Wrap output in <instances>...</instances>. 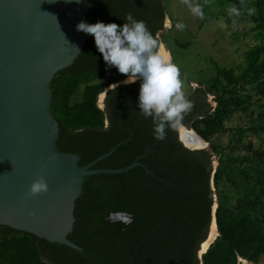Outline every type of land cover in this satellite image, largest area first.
<instances>
[{"label":"trees","instance_id":"obj_1","mask_svg":"<svg viewBox=\"0 0 264 264\" xmlns=\"http://www.w3.org/2000/svg\"><path fill=\"white\" fill-rule=\"evenodd\" d=\"M88 1L90 23L122 26L131 13L146 21L155 38L162 30L166 13L160 0ZM224 1L237 7L241 3ZM244 3L256 12L238 19L253 24L243 33L251 34L252 41L245 45L242 62L235 68L214 65L212 76L202 82L206 89L195 91L203 105L196 103L163 141L154 139L152 119L139 114V85L109 90L104 110L98 107V96L126 76L106 67L88 35L73 63L50 83L51 113L59 129L56 147L77 155L81 167L120 143L93 169H120L138 158L147 171L137 166L126 173L85 178L67 235L81 251L0 225V264H162L172 256L170 264L264 260V149H254L246 141L249 134H264V0ZM225 23L231 25L232 18ZM205 94L214 95L212 112ZM236 115L250 120L245 126H226ZM181 123H189L205 142L228 133L226 146L211 144L219 156L214 171L207 151H191L179 142ZM215 196L218 236L199 259ZM117 213L129 215L130 221H112L109 217Z\"/></svg>","mask_w":264,"mask_h":264},{"label":"water","instance_id":"obj_2","mask_svg":"<svg viewBox=\"0 0 264 264\" xmlns=\"http://www.w3.org/2000/svg\"><path fill=\"white\" fill-rule=\"evenodd\" d=\"M89 8L88 0H0V225L77 251L81 248L67 235L75 222V201L85 178L126 173L137 166L146 170L138 158L120 169H93L120 143L81 167L77 155L56 147L59 129L51 113L50 83L83 49L88 35L75 26L80 21L90 23ZM110 89L103 91V98ZM181 127L185 128L178 126V140L185 148H205L186 146ZM185 129L201 140L192 129ZM40 177L46 180L48 191L29 197L30 185ZM216 207L212 206L199 259L216 239L212 232ZM109 218L130 221L124 213ZM173 258L162 264H170Z\"/></svg>","mask_w":264,"mask_h":264},{"label":"clouds","instance_id":"obj_3","mask_svg":"<svg viewBox=\"0 0 264 264\" xmlns=\"http://www.w3.org/2000/svg\"><path fill=\"white\" fill-rule=\"evenodd\" d=\"M183 2L188 3V0H183ZM189 7L194 15L201 19L204 18L202 7L199 4H189ZM227 12L232 18L233 29H235L238 19L242 15L252 16L256 9L241 0L239 7L232 5L227 9ZM124 20L125 23L122 26L117 23L106 24L103 21L95 23L80 21L75 27L78 32L93 36L96 49L102 55L107 68L115 67L119 74L127 77L125 81L127 83L140 81L139 114L152 119L154 139L163 141L166 139L167 131L174 128L184 115L191 111L193 105L191 101L185 99L182 92L183 83L178 66L166 61L156 52L157 37L155 38L150 32L146 21L135 19L131 13H128ZM175 27L177 30L183 31L186 25L178 22ZM105 123L107 124V122ZM178 125H182V123ZM184 127L191 129L189 126ZM47 191L48 184L43 177H40L30 185L28 196H35ZM29 215L35 214L29 213Z\"/></svg>","mask_w":264,"mask_h":264},{"label":"rangeland","instance_id":"obj_4","mask_svg":"<svg viewBox=\"0 0 264 264\" xmlns=\"http://www.w3.org/2000/svg\"><path fill=\"white\" fill-rule=\"evenodd\" d=\"M160 1L163 2L166 15L163 19L162 30L156 35V40L158 41L156 52L159 54L162 52L167 58L166 61L178 66L181 72L183 83L182 92L185 99L191 101L192 105H195L203 98L202 96L200 98V95L195 93V91L198 88L202 90L206 89L202 82L204 80L207 81L212 76L214 65L235 68L237 64L242 62L243 53L246 50L245 45L252 41L251 34L244 37L243 33L249 32L253 24L246 18L238 21L235 29H233L232 24L227 25L225 23L226 18L229 17L227 9L231 4L224 0H188V3H184L183 0ZM189 4H199L202 7L204 18L201 19L194 15L190 10ZM178 22L186 25L183 31L176 29L175 25ZM180 44L185 45V48H182ZM126 80L127 77L124 80L112 84L109 88L113 89L121 84L140 85L139 80L135 83H127L125 82ZM204 100L209 106L210 112H212L216 106L214 95L205 94ZM103 101L104 98L101 94L98 96L97 104L102 109H104ZM199 115L202 114L199 113L190 118V120L198 118ZM249 120L250 118L248 116L236 115L226 126H245ZM178 126H189V123ZM261 137L264 139V134ZM260 138L249 134L246 141L251 142V146L254 149H264V144ZM227 140L228 133L215 137L205 144L201 142L199 148L205 147L203 150L210 154L213 171L216 169L219 156L213 154L210 148L211 144L226 146ZM184 144L186 145L185 142ZM195 149L198 148L196 147ZM241 152L244 153V151ZM213 191L215 190L213 189ZM214 205L217 206L216 196L214 197ZM216 237L217 230L215 228L214 238ZM238 264L251 263L240 260ZM259 264H264V260Z\"/></svg>","mask_w":264,"mask_h":264},{"label":"bare ground","instance_id":"obj_5","mask_svg":"<svg viewBox=\"0 0 264 264\" xmlns=\"http://www.w3.org/2000/svg\"><path fill=\"white\" fill-rule=\"evenodd\" d=\"M160 55L162 56V58H164L165 60H167L165 54H162V52L160 53ZM191 133H187L185 128H180V137L181 140L184 141L186 143L187 146H189L190 148L194 147V148H199L201 146V140H199L198 138H195L193 135L191 137ZM203 143V142H202ZM213 225V224H212ZM212 232L214 234L215 232V227L212 226Z\"/></svg>","mask_w":264,"mask_h":264},{"label":"flooded vegetation","instance_id":"obj_6","mask_svg":"<svg viewBox=\"0 0 264 264\" xmlns=\"http://www.w3.org/2000/svg\"><path fill=\"white\" fill-rule=\"evenodd\" d=\"M122 85H123V84H122ZM200 104L203 105L202 102H201V103H198V106H199ZM193 106H194V105H193Z\"/></svg>","mask_w":264,"mask_h":264}]
</instances>
